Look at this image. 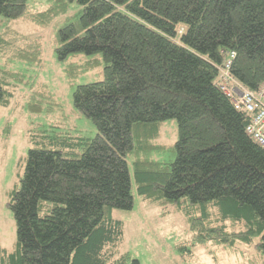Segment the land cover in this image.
I'll list each match as a JSON object with an SVG mask.
<instances>
[{
  "label": "trees",
  "instance_id": "16d2710c",
  "mask_svg": "<svg viewBox=\"0 0 264 264\" xmlns=\"http://www.w3.org/2000/svg\"><path fill=\"white\" fill-rule=\"evenodd\" d=\"M27 1L0 0V18L20 19ZM53 1L38 24L81 7L58 32L57 58L102 55L103 79L73 93L97 133L34 142L7 203L16 246L0 264H139L118 253L123 223L111 217L133 206L130 158L138 194L187 217L197 244L252 245L264 258V150L220 89L223 76L264 86V0ZM18 48L12 59L37 54ZM10 96L0 82V107ZM167 120L178 126L175 158L155 162L146 154L162 149L150 142Z\"/></svg>",
  "mask_w": 264,
  "mask_h": 264
},
{
  "label": "rangeland",
  "instance_id": "374dc122",
  "mask_svg": "<svg viewBox=\"0 0 264 264\" xmlns=\"http://www.w3.org/2000/svg\"><path fill=\"white\" fill-rule=\"evenodd\" d=\"M53 2L28 0L26 14L20 19L0 18V38L8 39L11 44L7 50L0 45V82L11 94L7 106L0 107V250L6 252L5 257L16 246L15 222L7 208L9 195L19 185L34 142L57 133L71 142L93 139L97 133L92 122L74 108L73 93L77 86L103 79L102 55L57 58L58 32L81 7L73 2L49 23L38 24L33 15L47 10ZM17 47L37 54L33 60L12 59V51ZM32 104L41 105L34 109L38 113L31 109ZM177 140V122L161 123L157 137L150 143L162 149L151 150L146 158L160 163L173 161ZM81 149L82 146L77 147L76 151ZM128 169L132 209L112 210L111 217L123 223L117 250L129 262L136 259L139 264H264V258L257 255L252 245L237 243L231 249L213 241L197 244V234L187 217L174 209L149 203L138 194L131 158Z\"/></svg>",
  "mask_w": 264,
  "mask_h": 264
},
{
  "label": "built area",
  "instance_id": "2783aa9c",
  "mask_svg": "<svg viewBox=\"0 0 264 264\" xmlns=\"http://www.w3.org/2000/svg\"><path fill=\"white\" fill-rule=\"evenodd\" d=\"M220 89L236 110L249 117L246 134L264 150V86L254 93L223 76Z\"/></svg>",
  "mask_w": 264,
  "mask_h": 264
}]
</instances>
